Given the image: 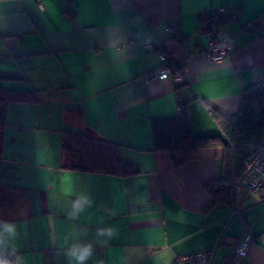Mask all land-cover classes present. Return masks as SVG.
Instances as JSON below:
<instances>
[{"label": "crops", "instance_id": "0c3cea01", "mask_svg": "<svg viewBox=\"0 0 264 264\" xmlns=\"http://www.w3.org/2000/svg\"><path fill=\"white\" fill-rule=\"evenodd\" d=\"M210 8L223 9L221 31L231 46L221 63L199 50L209 37L195 34ZM166 54L175 75L154 77ZM259 76L264 0H0L1 81L39 99L9 103L0 126V184L29 190L0 223V231L15 227L0 256L13 264H77L69 253L88 248L85 264H171L216 248L211 264H220L241 227L222 193L205 208L221 176L222 148L208 138L223 134L211 111L235 115L241 90ZM182 104L200 146L195 158L173 167L167 152L152 150L150 121L178 116ZM43 115L58 135L69 130L119 143L120 156L139 172L62 169L60 148L51 153L47 137L36 158L43 129L16 124ZM238 206L253 233L249 260L264 264V184Z\"/></svg>", "mask_w": 264, "mask_h": 264}, {"label": "trees", "instance_id": "16d2710c", "mask_svg": "<svg viewBox=\"0 0 264 264\" xmlns=\"http://www.w3.org/2000/svg\"><path fill=\"white\" fill-rule=\"evenodd\" d=\"M167 66L176 71L175 63L165 55ZM0 77V126H3L9 103H38L36 91L7 87ZM12 79V78H11ZM212 117L220 126L223 137H209L210 146L222 148V179H234L247 160L262 143L264 128V76H259L249 86L243 88L239 96L238 110L235 115L225 116L211 111ZM152 150L165 151L170 163L178 167L197 156L200 146L193 137L189 126L187 105L182 104L180 114L170 118H152L150 121ZM218 141V142H217ZM121 145L90 133L62 130L60 133V168L104 173L116 176H129L139 172L136 163L120 156ZM0 223L6 221L12 210L29 196L28 188L1 185ZM211 200L205 208H211L222 193L223 200L233 205L229 190H210Z\"/></svg>", "mask_w": 264, "mask_h": 264}, {"label": "built area", "instance_id": "2783aa9c", "mask_svg": "<svg viewBox=\"0 0 264 264\" xmlns=\"http://www.w3.org/2000/svg\"><path fill=\"white\" fill-rule=\"evenodd\" d=\"M223 15L222 8H210L202 11L195 34L209 37L206 47L199 50L206 58L214 63H221L228 56L230 42L221 31L220 19ZM169 33L174 35L176 29L170 28ZM162 60L166 63L165 55ZM175 73L167 66L154 74V77L166 79ZM264 184V147L256 151L244 161L241 174L234 179H218L217 186L222 190H229L232 196L235 215L240 219L241 235L233 249L220 264H253L249 260V249L253 240V233L242 219L238 201L244 196L258 192ZM216 248L197 251L177 256L171 264H211Z\"/></svg>", "mask_w": 264, "mask_h": 264}, {"label": "rangeland", "instance_id": "374dc122", "mask_svg": "<svg viewBox=\"0 0 264 264\" xmlns=\"http://www.w3.org/2000/svg\"><path fill=\"white\" fill-rule=\"evenodd\" d=\"M35 123H23L20 121V123H17L16 126H37L42 131V133L38 134V137H36V140L34 141L35 144L33 145L34 147V152L36 155V158H42L44 153H45V145H42V142L44 141V137H47V143H50L51 145V153H57L60 148V134L58 135L56 133V127L55 124L48 125L45 121L44 115L42 116L41 120L34 121ZM50 126V127H49ZM44 130L46 131L47 135L44 134ZM51 130V131H50ZM49 137V139H48ZM238 218V217H237ZM239 219V218H238ZM240 220V219H239Z\"/></svg>", "mask_w": 264, "mask_h": 264}, {"label": "clouds", "instance_id": "9594fccd", "mask_svg": "<svg viewBox=\"0 0 264 264\" xmlns=\"http://www.w3.org/2000/svg\"><path fill=\"white\" fill-rule=\"evenodd\" d=\"M103 233V230H101ZM15 236V227L12 224H4L3 225V231H0V246H3L5 244V241L8 237ZM90 254L89 249L85 248L82 250V252L77 255L76 252H70L69 255L73 256L77 264H85V261ZM0 264H13V261L0 256Z\"/></svg>", "mask_w": 264, "mask_h": 264}]
</instances>
